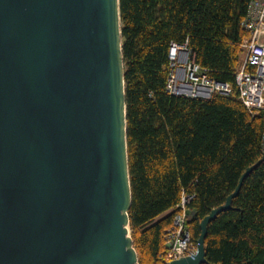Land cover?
Wrapping results in <instances>:
<instances>
[{"label":"water","instance_id":"obj_1","mask_svg":"<svg viewBox=\"0 0 264 264\" xmlns=\"http://www.w3.org/2000/svg\"><path fill=\"white\" fill-rule=\"evenodd\" d=\"M130 207L119 0H0V264H139Z\"/></svg>","mask_w":264,"mask_h":264},{"label":"trees","instance_id":"obj_2","mask_svg":"<svg viewBox=\"0 0 264 264\" xmlns=\"http://www.w3.org/2000/svg\"><path fill=\"white\" fill-rule=\"evenodd\" d=\"M249 0H119L131 187L129 231L139 264H165V232L182 196L199 223L225 203L246 169L262 157L264 112L238 98L244 59L240 28ZM187 43L194 61L228 95L208 100L166 92L168 52ZM209 264H264V161L242 182L231 208L207 226Z\"/></svg>","mask_w":264,"mask_h":264},{"label":"built area","instance_id":"obj_3","mask_svg":"<svg viewBox=\"0 0 264 264\" xmlns=\"http://www.w3.org/2000/svg\"><path fill=\"white\" fill-rule=\"evenodd\" d=\"M240 28L247 37L242 42L244 59L235 74L234 86L238 98L253 115L264 112V0H249ZM169 73L166 92L172 96L208 100L214 94L228 95L232 86L214 81L209 72L194 61L187 43L172 44L168 52ZM264 154V130L261 137ZM187 200L182 196L171 227L165 232L166 263L183 257H194L196 243H192L187 222L190 215Z\"/></svg>","mask_w":264,"mask_h":264}]
</instances>
